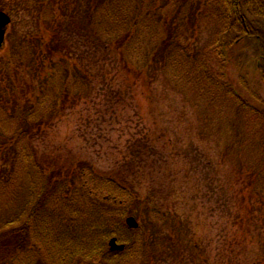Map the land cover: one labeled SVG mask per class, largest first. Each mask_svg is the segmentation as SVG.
Masks as SVG:
<instances>
[{
	"label": "trees",
	"instance_id": "1",
	"mask_svg": "<svg viewBox=\"0 0 264 264\" xmlns=\"http://www.w3.org/2000/svg\"><path fill=\"white\" fill-rule=\"evenodd\" d=\"M68 2L75 6L73 14L52 15L43 35L30 40L29 62L43 79L41 93L29 101L30 85L0 79V264H160L169 249L179 255L188 251L192 264H201L188 225L176 215L143 208L133 189L90 163L62 176L53 161L47 166L39 159L33 142L84 97H96L101 91L95 82L109 79L106 74L124 79L123 96L132 82L155 76L199 103L202 116L224 139L225 154L233 153L237 177L246 173L263 203L264 0ZM46 9L51 8L44 6L43 24H48ZM201 32H212L213 39L199 47ZM83 47L78 57L76 49ZM189 49L195 51L191 57ZM230 64L254 68L255 79L239 76L243 92L225 81ZM151 215L157 223L147 222ZM129 217L138 222L136 230L126 225ZM113 238L124 251H110ZM24 251L32 254L22 259Z\"/></svg>",
	"mask_w": 264,
	"mask_h": 264
},
{
	"label": "rangeland",
	"instance_id": "2",
	"mask_svg": "<svg viewBox=\"0 0 264 264\" xmlns=\"http://www.w3.org/2000/svg\"><path fill=\"white\" fill-rule=\"evenodd\" d=\"M45 5L51 8L46 9L48 24L41 18ZM74 8L68 0H0V11L12 19L0 49V79H22L26 87L30 85L29 101L43 89V79L34 74V61L29 62L34 51L30 40L43 35L42 27L47 29L52 15L59 19L65 11L69 16ZM185 36L183 41L190 33ZM212 39V32H201L197 46ZM83 50L76 49L78 57ZM193 52L185 51L190 57ZM225 70V81L238 91L239 76L255 79L249 64L243 69L230 64ZM2 71L8 75L2 76ZM106 75L109 79L95 82L101 91L96 97H84L33 142L39 159L47 166L53 161L62 176L73 175L70 171L87 162L95 171L119 178L144 201L143 208L156 207L188 225L201 264H261L264 202L251 191L246 173L237 177L233 153L225 154L224 139L202 116L199 103L149 75L129 84L130 93L123 96L124 79L115 72ZM15 94L23 97L25 92L17 89ZM156 216L147 222L157 223ZM183 253L169 249L160 264H192L190 253ZM25 254L32 253L24 251L22 259Z\"/></svg>",
	"mask_w": 264,
	"mask_h": 264
},
{
	"label": "water",
	"instance_id": "3",
	"mask_svg": "<svg viewBox=\"0 0 264 264\" xmlns=\"http://www.w3.org/2000/svg\"><path fill=\"white\" fill-rule=\"evenodd\" d=\"M10 23H11V18L5 12L0 11V49L2 48V46L5 42V36H6L7 28L10 25ZM126 224L130 229H133V230H135L139 227V224L137 223V221L133 217L128 218L126 221ZM109 248L113 252L124 250V246H119L117 244L116 239H112L109 242Z\"/></svg>",
	"mask_w": 264,
	"mask_h": 264
}]
</instances>
